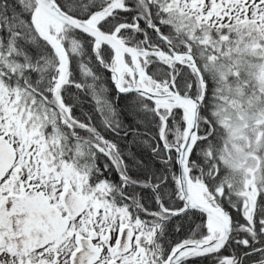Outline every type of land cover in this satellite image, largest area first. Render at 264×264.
Segmentation results:
<instances>
[{
	"label": "trees",
	"instance_id": "1",
	"mask_svg": "<svg viewBox=\"0 0 264 264\" xmlns=\"http://www.w3.org/2000/svg\"><path fill=\"white\" fill-rule=\"evenodd\" d=\"M114 1L53 0L64 13L79 21L109 9ZM120 1L122 6L98 22L97 29L107 35L119 29L118 39L132 49L170 53L169 47L155 33L180 52L187 51L188 45L194 52L201 40L202 31L195 33L191 28L189 30V22L182 14L178 17L169 16L171 13L165 1ZM26 2L29 6L33 5L30 0H0V82L8 78L19 93L26 96L32 94V99L41 97L50 103L51 91L59 76V63L52 49L37 36L30 24L32 11L31 8L27 9ZM93 44L90 38L68 28H64L61 34V48L67 66L66 77L57 94L62 106L68 111V124L76 128L73 131L80 132L85 140L91 141L97 137L99 145L104 146L108 154L110 152L106 146L111 148L114 161L109 163L106 160L104 163L111 171L101 169L105 160L101 156L98 175L101 180L114 184L115 196L119 201L120 195L132 199L125 205L133 216L145 211H157V201L167 211L180 208L183 204L176 185L175 152H165L159 141L160 118L155 115L153 104L134 94H117L107 71L112 62V53L102 46L95 54ZM152 61L155 60H148L149 63ZM197 61L200 65L198 58ZM206 61L204 58L203 64ZM147 70L151 77L159 76L165 82L170 79L168 70L161 64H153ZM203 75L207 93L198 113V140L189 160V177L203 184L228 212L232 231L225 248L219 254L185 264H256L264 261V183L257 181L259 189L254 197L250 223L249 204L245 208L243 203L233 199L231 195L235 192L227 189L225 178L228 174L215 160L222 144V125L216 111L219 107H211L213 101L209 99L217 100L218 95L214 98L211 96L218 87L213 79H209L205 73ZM244 77L239 76L236 86L243 95H248L247 85L252 89V84L245 81ZM196 80L189 69H174L173 81L180 95L193 96L194 90L197 93L199 88L194 86ZM258 84L259 81L253 86ZM255 91L263 94L260 86ZM166 115V124L170 126L168 130L172 127L181 130L185 127L181 111L171 110ZM170 144L173 146V142ZM249 155V158L258 162L257 166L263 172L264 150ZM118 166L122 174L114 168ZM229 187L233 188L231 181ZM167 222L162 238L167 249L181 241L198 240L205 235L204 218L196 212H188Z\"/></svg>",
	"mask_w": 264,
	"mask_h": 264
},
{
	"label": "rangeland",
	"instance_id": "2",
	"mask_svg": "<svg viewBox=\"0 0 264 264\" xmlns=\"http://www.w3.org/2000/svg\"><path fill=\"white\" fill-rule=\"evenodd\" d=\"M151 1L157 2L156 0ZM164 1L167 4L166 8L170 10L171 14H169V16L175 15L178 17L182 14V17L189 22V30L191 28V31L195 33L198 30L202 31L201 40L197 43L194 52L191 50L192 47L190 45H188L187 48L190 49V53L193 54L192 57L205 85L206 80L203 77V73H205L209 79H213L217 84L216 88L218 87V90L214 92L211 91V97L214 98L215 95H218L217 100L209 99L213 101L211 107H219L216 111L219 122L222 125L220 132L222 144L218 151L219 155L215 157V160L217 164L225 170V173L227 172L228 174L225 178L228 183L227 189L235 192L232 193L231 196L234 197L233 199H237V201L243 203V207L245 206V208H247L249 204L248 199H254L257 193L256 190L257 188L259 189L258 183H264V171L260 172V167L258 168L257 163L255 165L252 164L255 160L249 158L250 153H255L257 150H264V75L259 79V73L263 72L264 74V60L262 59V56H264V47L263 49L261 48V44L264 43V0H162V2ZM25 5L27 9L31 8V11L34 12V4L32 6H29L28 3ZM119 6H122L121 1L115 0L110 5L109 9H105L97 16V24L109 16L112 13V9L116 10ZM93 16L96 17V15ZM30 24L33 25V23H31V17ZM59 24L60 28L58 29L50 24L44 30L50 39L56 41L59 50L34 26L37 36L52 49L59 63V76L57 84L51 91L50 103L47 102L44 104L39 98L34 100L30 96L32 94H27L28 100H26L27 96L25 94L23 95V93H19L17 87L13 86L14 84H12L8 78L7 81L3 79L2 81L4 82H0V118H2L0 120V133L3 134L7 141L11 142L15 148H29L33 151L37 146H40L38 141L35 142L33 140V136H26L22 125L15 119L14 116L18 111V115L27 117V122L33 123V126H35L33 129L36 134V140L39 138V135H45L49 140L55 143L56 147L59 148L63 154L64 151H67L65 153L66 160L61 161V163L66 162L65 168L63 169L65 175L64 179H68L69 181L74 180L67 186H74L73 189L76 191L82 177L90 181L88 187L85 188V190H87V196L90 198L94 195L100 198L104 196L116 198L114 184H111V182L107 180H101L99 177L100 175H98V168L100 167L98 161L101 163V156L105 159L102 162L103 165L101 164V169L105 168L108 172L111 171V169L104 164L106 160L109 163L114 161L111 148L106 146L110 152L108 154L105 151V147L102 145L100 146L98 141L92 144L93 139L91 141L88 139L85 140L80 132H74L73 129L76 128L68 124V111L62 106L57 94L58 89L61 87L66 77L67 62L65 53L61 48V34L65 26L60 22ZM68 29L73 30L71 28ZM238 40L240 41L238 42ZM241 45L245 48L243 51L239 50V46ZM100 47L102 46L96 48L93 46V52L96 54ZM232 55L235 56L236 60ZM196 56L200 61V65L198 64ZM204 58L207 59V61L203 64ZM113 59L112 56V62L108 70L114 88L115 77L112 72H115L116 69ZM245 59H256L258 63H255V66L245 61ZM185 66L197 79L194 86L201 90L199 79L194 70L189 67V62ZM239 76H245L243 79L252 85L257 84L259 81L260 84L256 87L259 89L260 86V90H263V94L260 95L259 92L254 93L256 97V109H252L254 104H251V102L248 103V105L251 104L250 111L248 108H244L243 99L245 94L243 95L241 89H237L236 86ZM62 77L63 79L61 80ZM134 84H137V82L131 81L129 77L125 76L122 88L126 90L132 88ZM192 92L193 96L189 98L196 99L200 92L196 93L195 90ZM250 100L251 96L248 101ZM259 100H261V103ZM215 101L219 103L216 104ZM19 102H22V105L17 110L16 105L19 104ZM257 104H259L258 107ZM160 111L162 110L154 109L155 115L160 118L158 128L160 143L164 149L172 147L180 148L185 140L186 125L185 127L183 126L181 130H175L177 128L174 127L168 130L170 126L166 124L167 115ZM47 122L48 125L46 124ZM254 132L258 133L254 134ZM64 133H66L68 139L63 137ZM170 135L172 136V141H170ZM197 140L198 131L196 143ZM67 141L69 142L68 144ZM170 142H173V146ZM165 152H171V150ZM174 156L177 166L176 153H174ZM41 168L42 167L39 166L37 169ZM114 168L122 174L120 166ZM48 179L55 180V177L53 175ZM230 181L233 188L229 187ZM193 183L201 184L199 181H193ZM224 184L225 180L222 183V187ZM247 184L250 185L248 189H246ZM201 185L204 186L203 184ZM204 189L207 191V195L205 194L206 192H204L202 199L203 201L207 199V204H210L211 199H215V197L208 192L205 186ZM247 191H249L250 195L246 194ZM120 196L121 201L118 202L125 206L126 209L124 210L126 212L129 211L126 205H128L132 199L130 200L128 197H123L122 195ZM102 199L103 198L100 200ZM109 203H113L111 199L107 202V204ZM156 204L157 211H145V213H137L138 215L134 214V220L138 221L144 219L147 226L159 227L154 245L157 247V250L161 251L163 254L164 252L171 253L182 246L211 242L218 238L219 234L210 232L206 226L207 221L204 220V236L198 240L181 241L179 244L177 243L167 249L165 247V242L162 243L165 224H167V221L170 219L178 217L179 215L172 216L171 214H179L183 211L184 205L175 210L167 211L165 208L161 207L159 201H157ZM246 211L247 210H245V212Z\"/></svg>",
	"mask_w": 264,
	"mask_h": 264
},
{
	"label": "flooded vegetation",
	"instance_id": "3",
	"mask_svg": "<svg viewBox=\"0 0 264 264\" xmlns=\"http://www.w3.org/2000/svg\"><path fill=\"white\" fill-rule=\"evenodd\" d=\"M243 49V45L239 46V50ZM174 52L183 53L175 49ZM245 61L258 63L256 59ZM179 62L146 63L147 74L149 66L161 64L168 70L170 79L165 82L159 76L148 74L152 81H145V85L157 91L166 86L171 89L174 69H187L185 61ZM173 86L176 89L175 83ZM255 90L256 86L250 89L247 85L249 93L243 103L249 111L251 104L256 109ZM41 101L46 104V100ZM14 117L26 136H33L40 146L33 151L15 148L0 133V140L11 146L0 147V264H166L171 254H163L154 245L159 227L147 226L144 219L135 221L118 198L104 196L100 200L95 195L90 198L85 190L90 183L87 179L81 177L76 191L74 186H67L74 181L64 179L66 162L61 161L66 160L67 151L63 154L45 135H39L36 140L33 123L18 115V111ZM63 137L68 138L66 133ZM95 141L97 137L92 144ZM39 166L42 168L37 169ZM53 175L55 180L48 179ZM110 199L113 203L107 204Z\"/></svg>",
	"mask_w": 264,
	"mask_h": 264
},
{
	"label": "water",
	"instance_id": "4",
	"mask_svg": "<svg viewBox=\"0 0 264 264\" xmlns=\"http://www.w3.org/2000/svg\"><path fill=\"white\" fill-rule=\"evenodd\" d=\"M35 4L36 10H44L48 12L55 20L60 22L63 26L71 28L80 34L92 39L94 41V47L105 46L113 54V58L116 64V71L112 72L114 75V89L117 94H135L139 97L150 101L156 108L163 109H177L180 110L185 117V140L180 148L172 147L165 149V151H175L177 157V173H178V190L181 200L184 204V210L179 214H171L172 216L182 215L186 212L193 211L203 215L206 220L218 219L221 223V233L218 238L204 244H191L177 249L172 256L168 259L166 264H181L191 259L204 258L211 255L218 254L225 247L228 238L231 233V220L226 211H224L218 203L211 199L210 204L200 203L196 201L189 192V187L192 184L189 178L188 162L192 150L196 144L197 139V119L200 106L204 100L206 93V85L199 73L195 61L190 52L183 54V56L189 62V67L196 73L201 90L196 99L182 97L177 93H168L166 95H155V92H151L146 89L142 84H134L132 88L122 90L120 81L123 73H128L127 66L124 62V56L128 57L132 63H135L138 73L134 72L130 74L140 79V75L146 76L145 72L141 69L140 58L143 57H160L169 60L170 62H177L176 55L171 57L161 52H148L138 51L124 46L117 40V32L112 35H107L97 30L95 27L96 22L91 23L78 21L74 18L67 16L52 0H32ZM155 33V32H154ZM155 36L163 42L167 41L155 33ZM173 84V83H172ZM0 147L9 148L3 142L0 141ZM6 153H4L5 155ZM9 164L4 166V169L8 168ZM253 205L250 206L249 217H251ZM264 264V262L258 263Z\"/></svg>",
	"mask_w": 264,
	"mask_h": 264
},
{
	"label": "bare ground",
	"instance_id": "5",
	"mask_svg": "<svg viewBox=\"0 0 264 264\" xmlns=\"http://www.w3.org/2000/svg\"><path fill=\"white\" fill-rule=\"evenodd\" d=\"M66 15L69 16L68 14H66ZM69 17H71V16H69ZM71 18H73V17H71ZM31 19H32V23L35 26V28H37L39 31H41L42 34L44 36H46L47 39H49L51 41V43L59 50L56 41H54L53 39H50V37L44 32L45 28L50 24L53 25L57 29L60 28L59 22H57L48 12H46L44 10H40V9L36 10L35 12H32ZM88 21H90L91 23H94V21H97V17L95 18L93 15H91L85 21H82V22H88ZM95 27L97 28L96 24H95ZM64 28H68V27H64ZM60 54H61V52H60ZM61 56H62V54H61ZM189 192H190L191 196L196 201L200 202L201 204L205 203L202 199L203 194L205 192V189L201 184L192 183L189 187ZM214 200L218 203V201L216 199H214ZM252 200L254 201V199H252ZM218 205L221 207V205L219 203H218ZM221 208L225 211V209L223 207H221ZM203 218H204V220H206V218L204 216H203ZM206 221H207V225H206L207 229L210 232L218 233V234L221 233L222 227H221V223L218 219H214V220L208 219ZM249 222L251 223L252 221L250 220Z\"/></svg>",
	"mask_w": 264,
	"mask_h": 264
}]
</instances>
